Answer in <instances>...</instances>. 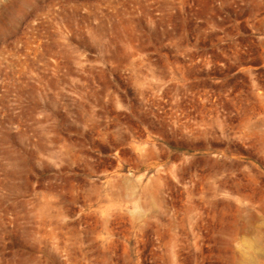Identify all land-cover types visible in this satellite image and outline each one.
<instances>
[{"label": "rangeland", "instance_id": "obj_1", "mask_svg": "<svg viewBox=\"0 0 264 264\" xmlns=\"http://www.w3.org/2000/svg\"><path fill=\"white\" fill-rule=\"evenodd\" d=\"M0 264H264V0H0Z\"/></svg>", "mask_w": 264, "mask_h": 264}]
</instances>
